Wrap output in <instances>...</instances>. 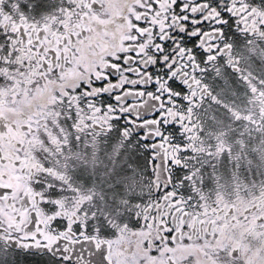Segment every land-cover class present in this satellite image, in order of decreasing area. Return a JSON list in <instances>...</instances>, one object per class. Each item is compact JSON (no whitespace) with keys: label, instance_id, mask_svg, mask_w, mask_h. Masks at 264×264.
Listing matches in <instances>:
<instances>
[{"label":"snow or ice","instance_id":"1","mask_svg":"<svg viewBox=\"0 0 264 264\" xmlns=\"http://www.w3.org/2000/svg\"><path fill=\"white\" fill-rule=\"evenodd\" d=\"M0 264H264V0H0Z\"/></svg>","mask_w":264,"mask_h":264}]
</instances>
